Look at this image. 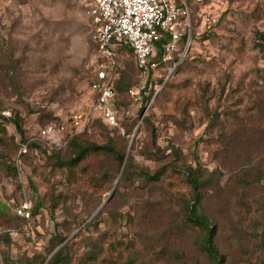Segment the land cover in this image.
<instances>
[{"label":"rangeland","instance_id":"rangeland-1","mask_svg":"<svg viewBox=\"0 0 264 264\" xmlns=\"http://www.w3.org/2000/svg\"><path fill=\"white\" fill-rule=\"evenodd\" d=\"M174 1L186 4L178 31L192 42L170 55L183 54L149 107L118 92L130 135L93 123L75 137L110 144L123 163L100 151L67 165L69 144L29 143L91 103L92 2L0 0V264H47L64 244L58 264H211L182 212L192 193L180 170L196 165L209 177L202 210L222 264H264V53L255 46L264 0ZM124 55V80L135 86L141 78ZM144 170H161L159 180ZM25 198L23 219L13 211Z\"/></svg>","mask_w":264,"mask_h":264},{"label":"built area","instance_id":"built-area-1","mask_svg":"<svg viewBox=\"0 0 264 264\" xmlns=\"http://www.w3.org/2000/svg\"><path fill=\"white\" fill-rule=\"evenodd\" d=\"M90 1L92 5L88 12L92 21L91 38L97 52L89 81L93 98L88 106L71 113L67 119L50 121L38 129L30 140L41 142L47 147H65L74 134L91 125L95 118L106 125L117 123L118 92L114 81L124 67L125 51L131 54L141 78L137 85L127 89L128 95L133 101L142 103L143 97L153 90L145 108L152 104L182 60L183 54L175 57V60L170 55L179 49V42L183 40L178 27L181 25L180 17L187 15L185 3L179 5L174 0ZM166 34L168 40L163 46V54L156 59V44ZM184 34L187 36L182 45L185 52L190 44V33L188 31ZM160 69L163 73L158 74ZM158 77L162 79L159 83L155 81ZM2 113L9 114L8 111ZM26 145L23 146L24 152ZM30 210L31 202L25 198L13 212L28 217Z\"/></svg>","mask_w":264,"mask_h":264},{"label":"trees","instance_id":"trees-1","mask_svg":"<svg viewBox=\"0 0 264 264\" xmlns=\"http://www.w3.org/2000/svg\"><path fill=\"white\" fill-rule=\"evenodd\" d=\"M179 5H182V3H178ZM186 34L182 36L183 41L186 40ZM256 42L255 46L258 48L261 52L264 53V34L262 32H257L256 36ZM168 40V35H164L156 44V59L159 58L163 54V46ZM192 42L191 38V33H190V44ZM176 58H174L175 60ZM173 60L169 62V64L172 63ZM123 70V69H122ZM122 70L119 72V75L114 81L115 88L117 92L124 91L127 92V89L130 87V85L126 84L124 80V76L122 73ZM162 79H158L157 82H161ZM154 82V80H152ZM165 85V84H164ZM153 94V90L149 91L148 95H145L142 100V107L150 100L151 96ZM157 96V95H156ZM156 98V97H155ZM154 98V100H155ZM153 100V101H154ZM118 101L116 100V107H118ZM118 109V108H116ZM9 112V111H8ZM10 114V113H9ZM8 114V115H9ZM118 116V115H117ZM9 119V118H8ZM11 122L14 124L16 130L18 133L21 135V142H26V138L24 135V131L22 129V126L19 122V118L13 117L10 119ZM93 123H99L105 125L109 129H115L117 131H120V129L124 130V135L123 136H128L130 135V128L127 127V123L123 120L120 119L118 116V121L115 125H106L104 124L99 118H95L91 125ZM89 125V126H91ZM87 126L86 128H88ZM85 128V129H86ZM80 132L74 134L68 141L67 145L69 144L70 147L72 148V155L71 157L64 163L67 165H74L78 163L81 159L86 157L87 154L89 153H98L100 151H103L109 155H112L114 158H116L120 164L123 163L124 157L118 151L115 150L113 146L110 144H96L91 141H86V142H77V135ZM121 133V132H120ZM31 141V143H29ZM28 143L32 146L35 147H41L43 145L41 142H37L34 140H30ZM132 165V159L130 158L129 160L127 159L125 161L124 169L122 171V174L126 176L130 170V167ZM180 170V169H179ZM143 175L145 176L146 179L148 180H159L160 177V172L161 170H158L154 172L153 174H149L145 170L142 171ZM180 172L184 176L185 180L189 184L191 188V197L188 200L184 201L183 207H182V212H183V217L184 220L192 225L198 228L201 232V238L199 241V248L205 253L211 264H222L224 261L223 255L218 251L214 240H213V227L212 223L209 220L208 216L203 212L202 210V199H203V194H204V189L203 186L207 184L209 181V177L206 176L204 177L200 171L199 165H196L195 167H182ZM14 215H16L14 213ZM18 216V215H16ZM20 218H23V216H18ZM54 235L52 237H58L60 242L64 241L65 238L61 236L60 233H53ZM66 250V244H64L62 247H60L58 250H56L52 256L48 259L47 264H58L63 258L65 257L66 253H63V251ZM264 261V259H263Z\"/></svg>","mask_w":264,"mask_h":264}]
</instances>
